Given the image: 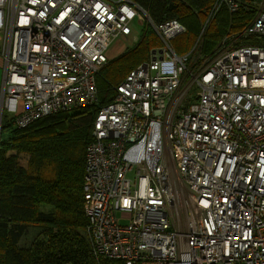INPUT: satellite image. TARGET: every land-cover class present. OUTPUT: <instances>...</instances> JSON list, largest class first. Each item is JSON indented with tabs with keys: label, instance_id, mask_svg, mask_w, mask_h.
Segmentation results:
<instances>
[{
	"label": "built area",
	"instance_id": "2783aa9c",
	"mask_svg": "<svg viewBox=\"0 0 264 264\" xmlns=\"http://www.w3.org/2000/svg\"><path fill=\"white\" fill-rule=\"evenodd\" d=\"M235 0H216L210 13ZM140 14L162 41L92 121L81 184L89 253L124 264H264V0L210 53L133 0H0L3 112L22 128L97 103L109 45Z\"/></svg>",
	"mask_w": 264,
	"mask_h": 264
},
{
	"label": "trees",
	"instance_id": "16d2710c",
	"mask_svg": "<svg viewBox=\"0 0 264 264\" xmlns=\"http://www.w3.org/2000/svg\"><path fill=\"white\" fill-rule=\"evenodd\" d=\"M133 1L154 23L167 19L180 21L191 33V40L216 2ZM235 1L236 12H229L223 2L216 12L220 16L216 18V13L211 16L201 42L203 53H210L225 34L248 23L263 0ZM149 34L155 37L154 41ZM156 37L146 24L140 35L142 50L137 52V45H133L102 66L95 78L97 103L71 114L59 111L43 116L22 128L13 125V116L1 119L0 264H124L118 259H95L89 253L81 189L84 154L97 110L112 100L113 88L147 58L149 49L157 46ZM173 49L177 54L187 53L183 47ZM115 61H120L119 77L114 71L108 74L107 66ZM35 229H39L36 237L32 235ZM30 234L35 238L32 244L21 246Z\"/></svg>",
	"mask_w": 264,
	"mask_h": 264
},
{
	"label": "rangeland",
	"instance_id": "374dc122",
	"mask_svg": "<svg viewBox=\"0 0 264 264\" xmlns=\"http://www.w3.org/2000/svg\"><path fill=\"white\" fill-rule=\"evenodd\" d=\"M219 9L220 8H218L214 13H210V9H209V11L207 13V17L200 24V30H199L197 36H196V34H194V37L192 38V40H191V33L185 31L184 33L179 34L176 37L172 38L169 41L170 45L172 47H176V48L183 47V48H185L184 51L189 52L191 50L192 46L194 45L197 37L201 33L202 28H203V36H204V34L206 32V29L209 26V23H210V20H211V16L213 14H215ZM219 14L220 13H216L215 17L218 18L220 16ZM146 24L149 25L151 27V29H153V27L151 26L150 22L148 21L147 16H145L143 14H140V16L136 17L134 19V21H132V23H131L132 34L130 36L125 37V38H119L117 40H114L109 45L108 50H107V56H108V58L109 57L111 58L116 53L117 49H119V48L121 49L122 47H124L125 50H126V49L132 47L133 45L134 46L137 45L136 51L138 52V51L142 50L144 48V44H142L140 42V35L142 34L143 28L145 27ZM153 32L156 34V32L154 31V29H153ZM149 36L151 37V39L153 41L155 40V37L153 35L149 34ZM156 36H157V34H156ZM156 38H157V43H156L157 46H155V47H158L159 45H162L163 43H162V41L158 37H156ZM150 50L151 49L148 50L149 53H148V56H147L146 59L149 58ZM146 59H144V60H146ZM118 63H120V61H118V62H116V61L115 62H111L110 65L107 66L108 74L111 73L112 71H114L115 72V76L116 77H119V75H120V68L121 67L119 66ZM75 111H77V110L76 109L75 110H72L69 113L71 114V113H74ZM11 116H12L11 113H6L4 111L2 118H3V120H6V117L9 118ZM24 161L25 160L23 159L22 160V163H24ZM37 231H39V229H35V230L32 231V235L34 237L37 236ZM34 239L35 238H31V234H30L28 236V238H26V239L23 240L21 246L27 247V246L31 245L32 244V241H34Z\"/></svg>",
	"mask_w": 264,
	"mask_h": 264
},
{
	"label": "crops",
	"instance_id": "0c3cea01",
	"mask_svg": "<svg viewBox=\"0 0 264 264\" xmlns=\"http://www.w3.org/2000/svg\"><path fill=\"white\" fill-rule=\"evenodd\" d=\"M125 38V37H124ZM125 50L124 47H122L121 49H117L116 53L113 55L114 57L118 56L119 54H121L123 51ZM111 57V58H114V57ZM110 57L108 58V60L111 59ZM4 55H3V52L0 50V102H1V88H2V76H3V70H4Z\"/></svg>",
	"mask_w": 264,
	"mask_h": 264
},
{
	"label": "water",
	"instance_id": "95a60500",
	"mask_svg": "<svg viewBox=\"0 0 264 264\" xmlns=\"http://www.w3.org/2000/svg\"><path fill=\"white\" fill-rule=\"evenodd\" d=\"M0 108H1V102H0Z\"/></svg>",
	"mask_w": 264,
	"mask_h": 264
}]
</instances>
